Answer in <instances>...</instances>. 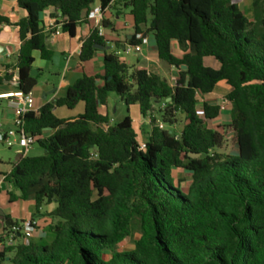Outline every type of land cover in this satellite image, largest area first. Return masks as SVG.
Listing matches in <instances>:
<instances>
[{
  "label": "trees",
  "instance_id": "1",
  "mask_svg": "<svg viewBox=\"0 0 264 264\" xmlns=\"http://www.w3.org/2000/svg\"><path fill=\"white\" fill-rule=\"evenodd\" d=\"M96 1L17 0L26 13L17 25V83L24 93L38 84L34 53L53 58L45 11L61 16L70 37L82 24L91 32L76 67L81 78L24 118L43 154L23 157L4 178L18 190L11 201L34 202L35 215L56 205L50 214L56 222L46 230L51 239L25 245L16 236L7 245L19 224L7 218L0 264H264V0H251L252 18L241 7L245 0H98L103 11L119 4L130 10L134 33L125 43L94 29L89 15ZM7 23L0 17V28ZM145 34L153 35L159 61L177 70L171 80L120 60L123 44L142 46ZM174 42L181 58L172 52ZM112 44L103 71L91 73L96 46ZM207 58L219 68L207 66ZM12 79L0 76V86ZM220 83L231 89V123L212 129L221 105L200 99ZM111 94L151 118L145 149L131 116L111 125ZM80 103L84 111L76 119L55 114ZM154 113L168 127L182 116L181 133L161 129ZM174 171L189 178L186 187ZM135 232L133 248L119 251Z\"/></svg>",
  "mask_w": 264,
  "mask_h": 264
},
{
  "label": "crops",
  "instance_id": "2",
  "mask_svg": "<svg viewBox=\"0 0 264 264\" xmlns=\"http://www.w3.org/2000/svg\"><path fill=\"white\" fill-rule=\"evenodd\" d=\"M120 6L124 8L123 4H119L116 6V8L108 9L104 13V19L109 23L108 26L104 28V37H106V39L110 42L125 43L126 40H130L132 38V35L134 33L133 17L130 15V10H126L128 11L126 13L128 15L126 18H123L124 16L120 14H117L114 17L113 10L116 11ZM97 7L100 6L98 5ZM241 7L244 10L243 3L241 4ZM0 17L8 21L7 24H3L0 28V76H5L9 73L12 74L13 77L12 81L5 82L3 85L0 86V95H2L17 90V83L14 81V78H16L17 76V57L21 45L18 39L17 25L22 19L26 17V13L18 7L17 0H2L0 1ZM51 18H57V20L60 21L62 20L60 15L56 13L53 9L45 11L42 15L43 28L45 32H47L49 29ZM90 32V25L82 24L77 29L75 37H70L63 32L59 36L49 37V40L47 41V48L53 52V58L50 61H44L40 58V54L38 52L34 53L35 63L33 67L34 70L37 71L39 77L41 76L42 72H44V70L47 68V62L58 63L62 66V70H60V72L56 69L53 70L52 68H48L47 71L50 73V76L53 77L54 82L45 84L41 87H38V77L37 87L32 91L34 95L33 111L37 112L46 103H50L56 98L64 97L67 89L81 78V75L76 71V67L79 62V55L82 44L89 37ZM107 32H110V35H107ZM144 38L145 42L141 46V52L136 53L134 51V61L129 62L127 60H121V52L125 51V49L129 47V45L127 44H123L121 48V52L119 54L120 60L125 62L129 67L144 68L163 78L169 79V73H171V79L175 77V74L172 73L174 68H169L159 61L157 47L153 35L145 34ZM108 47H110L109 50H114L113 44ZM131 47L134 48L133 46ZM105 51H107V49L101 51L99 50L96 53L92 63L88 66V70L91 73L98 74L103 71ZM172 52L176 57L179 58H181L183 55L182 51L179 49L177 43L175 42L172 44ZM210 60H212V63ZM205 64L214 69L219 68V64L211 58L205 59ZM6 66L9 67L8 71L6 69ZM230 91L231 89L228 85H226L225 83H220L216 87L213 94L207 96L205 99L200 100L201 102L205 101L211 105L223 106V100L224 98H227ZM6 101V107L3 111L2 118L0 119V131L4 128L5 122L9 121L13 125L14 112L10 106L9 101ZM226 104H228V106H225V111L227 113H223V110L218 119L227 116H229L231 119L230 104L228 101ZM131 108L134 111V117L132 119L134 128L137 132L138 141L139 143H145L147 141V138L153 131V126L151 125V118H144L143 116H141L139 108L137 106H133ZM111 109H113L114 112L117 111L116 108L110 104L109 100V115H111ZM61 110V108L56 109L55 114L57 115L58 112H62ZM76 110L77 112L75 114H70L63 111L62 116L59 117L67 120L76 119L79 115L83 113L84 107L78 105ZM155 110H158V107H155ZM154 117L157 120L158 124L161 123L159 119L160 117L157 113H154ZM215 121L216 120L209 122L208 126L212 129H217L210 125ZM178 123L172 127L166 126V129H170L176 134H180L184 124L182 123L178 126ZM111 125H113L112 120ZM12 128L13 126L8 130ZM51 134L52 131L50 130H46L43 132V135L46 137L50 136ZM17 156L18 157L16 159V162L12 164V166L7 172H0V210L4 212L3 216H0V235L3 233L4 224L7 218H10L13 222L19 223L25 220L35 219L38 222V229L34 233L32 239L34 241H37L43 236V234L45 233V229L51 223V219L48 218L46 214L52 213L56 205L51 204L49 206H43L40 209V213L35 215L34 202L24 201L21 199L11 201L10 192L12 191V186L6 180H4V178L5 175L9 174L13 167L18 164L24 157L21 154V151L17 153ZM14 194L18 195V192ZM2 217H4L5 219L3 220Z\"/></svg>",
  "mask_w": 264,
  "mask_h": 264
},
{
  "label": "built area",
  "instance_id": "3",
  "mask_svg": "<svg viewBox=\"0 0 264 264\" xmlns=\"http://www.w3.org/2000/svg\"><path fill=\"white\" fill-rule=\"evenodd\" d=\"M2 1V0H0ZM5 1V0H3ZM104 13L101 7H95V9L90 13L89 20L93 22L94 29L98 31L100 37H104ZM61 17V16H60ZM50 26L47 33H50L49 37H56L62 33V20H57V18H51ZM136 53L141 52V46L133 48ZM127 49H125L126 51ZM120 54V53H118ZM17 76L14 78V81L17 83ZM0 100H8L11 108L14 112L13 128L6 131H0V143L5 144L9 148L13 146H18L20 148L21 154L25 157L29 155L33 146L37 143V138L28 134L25 130V121L24 118L29 112L33 111L34 105V95L33 92L24 93L18 89L14 92L0 95ZM222 110H225V106H221ZM38 112V111H37ZM161 129L164 128L162 123H159ZM145 143H140V149H145ZM38 229V222L35 219H29L20 222L18 225H14L7 235V245L14 244L15 237L18 236L21 238V241L25 245H29L33 238L34 233ZM1 247L2 244L0 243Z\"/></svg>",
  "mask_w": 264,
  "mask_h": 264
},
{
  "label": "rangeland",
  "instance_id": "4",
  "mask_svg": "<svg viewBox=\"0 0 264 264\" xmlns=\"http://www.w3.org/2000/svg\"><path fill=\"white\" fill-rule=\"evenodd\" d=\"M99 5V1L97 0L96 1V7ZM243 8H244V11L249 13L250 16L252 15V9H253V6H252V1L251 0H246L245 2H243ZM127 9L125 8H122V6H120L116 11L113 10V15L114 17L117 15V14H120L122 16H124L123 18H126L128 15L126 14L128 11H126ZM252 18V16L250 17ZM107 35H110V32H107ZM122 56H121V60H127L129 62H132L134 61V49L129 46L127 48L126 51H122L121 52ZM211 63H212V60H210ZM48 68H52L53 70H57V71H60L62 70V66L59 65L58 63L56 62H47V68L44 70V72H42L41 76L39 77V85L38 87H41V86H44L45 84H48V83H53L54 82V79L52 76H50V73L47 71ZM61 72V71H60ZM173 74L176 75L177 73V70L176 69H173ZM171 73H169V79L171 80V76H170ZM221 90V89H219ZM109 100H110V104L116 108V112H114L113 109H111V120L113 122V124H117L119 122H121L126 116H131L132 118L134 117L133 114H134V111L132 110V108H128L125 103L122 101V99L117 95V94H111L110 97H109ZM6 100L4 101H0V119L2 118V115H3V111L6 107ZM227 103V100L226 98H224L223 100V104L224 106H228ZM80 106L84 107L83 103H80L79 104ZM62 112L65 111L67 113H70V114H75L77 112V108L73 111H70V110H67L65 108H61ZM62 112H58V116H62ZM223 113H227L225 110L223 111ZM160 119V118H159ZM178 126L181 125L183 122H184V119L182 116H179L178 117ZM231 122V119L229 116L227 117H222L221 119H218L216 120L215 122L211 123L210 125L212 127H215V128H220V129H223L224 127H227ZM13 125L11 122H5L4 123V128L1 129V132H6L8 131L9 128H11ZM165 129H166V126H165ZM20 151V148L18 146H13L12 148H9L8 146H6L5 144H2L0 143V172H7L10 167L12 166V164H14L16 162V159H17V153ZM43 154V150L42 148L38 145V144H35L31 150V152L29 153V156H41ZM174 177L175 179H183L185 181V183H183L184 187H186V185L188 184L189 182V178L184 175V174H181V173H178L177 171H174ZM12 193H16L18 192L17 188L12 186ZM51 213H47L46 216L48 218L51 219V224H54L56 222V220L50 216ZM49 225V226H50ZM47 226V228L49 227ZM47 228L45 229V233L43 234V236L39 239V240H42V241H49L51 239L50 235L47 234L46 230ZM140 237L139 233L138 232H135L134 235L132 236V238L130 239H127L125 242H123L122 244L119 245V251H125V250H130L133 248V245H134V242ZM4 264H9V263H4Z\"/></svg>",
  "mask_w": 264,
  "mask_h": 264
},
{
  "label": "water",
  "instance_id": "5",
  "mask_svg": "<svg viewBox=\"0 0 264 264\" xmlns=\"http://www.w3.org/2000/svg\"><path fill=\"white\" fill-rule=\"evenodd\" d=\"M96 48L98 49V50H105V49H107V50H109L110 49V47H106V48H104V47H102V46H96ZM32 75L33 76H37L38 75V73H37V71H35V70H33L32 71ZM192 157H196V155H191ZM3 214H4V212L2 211V210H0V216H3ZM2 219L4 220L5 218L4 217H2Z\"/></svg>",
  "mask_w": 264,
  "mask_h": 264
}]
</instances>
